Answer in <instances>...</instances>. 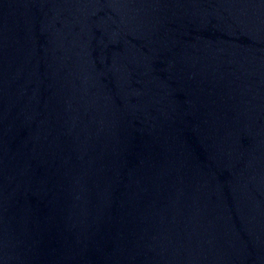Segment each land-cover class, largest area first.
Returning a JSON list of instances; mask_svg holds the SVG:
<instances>
[{
    "label": "water",
    "instance_id": "obj_1",
    "mask_svg": "<svg viewBox=\"0 0 264 264\" xmlns=\"http://www.w3.org/2000/svg\"><path fill=\"white\" fill-rule=\"evenodd\" d=\"M0 264H264V0H0Z\"/></svg>",
    "mask_w": 264,
    "mask_h": 264
}]
</instances>
